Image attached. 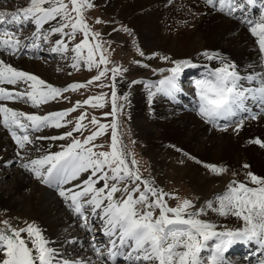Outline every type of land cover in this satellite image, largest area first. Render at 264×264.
<instances>
[{
	"label": "snow or ice",
	"instance_id": "obj_1",
	"mask_svg": "<svg viewBox=\"0 0 264 264\" xmlns=\"http://www.w3.org/2000/svg\"><path fill=\"white\" fill-rule=\"evenodd\" d=\"M205 5L246 25L260 54L259 70L242 72L219 51L205 49L197 53L208 62H218V66L206 65L204 74L194 81L199 114L222 130L231 127L239 132L247 122L264 119V0H205ZM92 7V0H29L23 7L0 11V50L19 55L51 43L52 53L66 55L71 51L73 68L84 66L97 72L84 82L57 87L0 59V101H25L39 106L66 99L62 93L86 88L93 82H99L97 87L110 88V97L101 92L76 101L71 108L44 114L0 103V124L17 145L16 157L21 167L41 184L55 188L80 227L86 230L88 249L94 258L72 256L62 247L52 246L53 242L34 221L15 227L5 219L0 221V264H228L225 253L237 242L253 244L257 252L264 253V175L248 170L247 164L242 166L243 179L233 172L225 189L213 193L199 207L191 199L165 192L150 177L140 174L137 160L118 132V114L124 108L118 101H126L128 94L119 97L117 84L118 77L123 78L127 69L118 64L109 67L112 62L106 55L101 33L89 25L85 16V11ZM96 22L106 23L99 17ZM29 24L35 30L21 39L22 29ZM123 30L129 31L126 27ZM78 33L82 38L74 42ZM53 34L59 35L54 42L50 39ZM137 51L144 55L139 48ZM151 56L170 62V67L152 70L167 74L157 80H132L131 84H144L149 103L161 94L175 99L182 91L179 76L185 68L196 66L194 60H172L155 52ZM105 79L108 84L103 83ZM3 85L21 87L17 90ZM108 99L111 111L102 115L111 117L110 123H102L93 115L89 123L94 128L87 135H83L87 109L74 122L66 119L81 104L102 109ZM65 125L70 126L68 131L50 137L52 141H65L59 150L25 159L27 146L34 139H45L32 138L31 131L45 127L60 129ZM109 129L110 144L107 150H101L104 145L95 141ZM74 132L78 134L75 137ZM249 143L264 147V138L256 137ZM4 163L10 165L13 161ZM205 167L214 174L227 172L224 165L212 163ZM166 197H174L175 206ZM209 212L218 217H234L239 223L235 227L220 225L208 218ZM84 242L74 237L64 243ZM258 264H264V259Z\"/></svg>",
	"mask_w": 264,
	"mask_h": 264
},
{
	"label": "bare ground",
	"instance_id": "obj_2",
	"mask_svg": "<svg viewBox=\"0 0 264 264\" xmlns=\"http://www.w3.org/2000/svg\"><path fill=\"white\" fill-rule=\"evenodd\" d=\"M102 1L105 2L104 12L129 25L136 42L145 53L161 49L169 51L178 59L192 58L196 66L202 68L204 74L206 65L214 67L218 66V62H208L198 57L197 53L205 49L216 50L230 61L235 62L239 71L243 72L253 68L259 70L260 54L255 38L250 34L247 26L234 17L230 18L206 6L205 0ZM9 6L1 2L0 11L15 10L13 6ZM29 26L30 24L22 29L21 39L30 36L35 30L33 25ZM58 38V34H53L50 39L54 42ZM51 46L52 44L47 46L49 49L47 54L52 53ZM41 52L44 53L42 47L31 50L30 55L19 59L17 55H10L0 50V59L53 84L54 82L51 81L56 79V74L53 68H49V66L52 67L53 61H49L47 57L36 60L35 57H39ZM53 54L57 55L59 60L63 59L61 64L65 62L64 59L69 52L66 55ZM30 57H33L32 60L29 59ZM189 68L191 67L181 72L179 80ZM166 74L163 73V75ZM202 75H198L196 79ZM179 85L182 91L175 99L161 94L153 97L152 102L149 103L144 86L136 84L130 87L128 81H119V87L129 91V107L134 127L138 137L146 143L148 150H145L153 161L154 170H157L152 180L162 181L165 174L161 172H166L172 166L173 173L177 177L189 179L188 182L201 190L211 181L221 185L224 181L230 180L234 170L244 174L245 170L242 167L244 164H247L248 170L255 174L264 175V147L249 143L256 137L264 138V119L247 122L239 132H234L231 127L228 130H222L207 122L199 114L195 104L194 83L190 84L189 88L181 85L180 81ZM3 86L16 87L17 90L21 87L19 85ZM49 102L33 106L25 101H0L17 110L39 114L46 113L42 112L44 108L49 109L48 111L59 110V107L54 104L50 105L52 103L48 104ZM60 133H62L61 128L54 127L31 131L29 134L32 138L44 137L45 139H34V143L28 145V150L23 153L25 159L43 154L48 150L57 151L56 148L61 143L59 139L52 141L50 137L58 136ZM172 144L178 146L182 152L181 155L171 149ZM37 149L40 151L37 152ZM16 152L17 145L11 133L0 124V207L16 219L26 216L31 218L42 228L45 236L53 242L52 246H60L72 256L94 258L93 252L88 249V233L80 227V222L74 213L67 207L55 188L41 184L32 173L21 167V161L16 157ZM171 156L178 158L182 164H175ZM8 160L13 163L6 165L4 161ZM212 163L226 166L227 172L210 175L211 179L204 178L202 172L205 173L208 170L205 165ZM208 218L229 227H235L239 223L234 217L223 218L216 215L213 217L208 213ZM74 237L78 241L85 242L83 245L64 243L71 241ZM238 245L237 243L232 245L226 253L238 248ZM250 246L252 252L256 251L255 245ZM262 255L263 253L259 254L260 260L264 259ZM225 258L228 264H258L259 262V260L249 261L243 254H237L235 260H229L227 256Z\"/></svg>",
	"mask_w": 264,
	"mask_h": 264
},
{
	"label": "rangeland",
	"instance_id": "obj_3",
	"mask_svg": "<svg viewBox=\"0 0 264 264\" xmlns=\"http://www.w3.org/2000/svg\"><path fill=\"white\" fill-rule=\"evenodd\" d=\"M7 3V5H10L9 7H12L13 9L18 8L19 6H25L29 0H0V3ZM67 2V0H65ZM94 7L87 9L85 11L86 19L91 25V27L99 31L101 33L102 39L104 41V48L107 49L106 55L108 56L109 60L112 62L109 67L113 65H121L124 68L127 69V71L123 74V78L118 77V84H117V94L119 97H122L125 93H129V91L121 89L119 87V81L125 80L128 81L130 87L135 86L136 84H131L132 80H148L158 79L161 75L160 73H153V69L155 68H167L170 67L169 61H162L157 57L151 56V53L155 52L161 55H167L172 60L178 59L177 56L173 55L172 53H169V51L164 50H152L150 52L145 53L144 50L138 45L136 42V39L134 37V33L132 32V29L129 27V25L124 22L121 19L116 18L115 16L108 14L104 12V5L105 2L102 0H92ZM26 3V4H25ZM25 4V5H23ZM99 17L101 21L106 23H97L96 18ZM59 19V18H57ZM30 26H32L30 24ZM29 26V27H30ZM126 27L129 31H124L123 28ZM23 32V30H22ZM115 34V35H114ZM82 38V34H77L75 41L78 42ZM116 38V39H115ZM52 41V40H51ZM53 42V41H52ZM27 43V42H26ZM73 42H69V49H71V44ZM51 45V43H44L42 46V50L39 57H35L36 60H40L44 57H47L49 61H53L51 66L49 68H53V71L56 74V79H54L53 84L57 87H66L69 83L73 82H84L86 80H89L91 76L96 75V69L93 68L92 70H89L87 67L80 66L79 68H73L72 60H71V51L69 50V54L65 57V62H60L63 60H59L57 55H54L53 53H48L49 51L48 47ZM137 48L140 49V51L144 52V55L141 56L139 52L137 51ZM31 50H26L25 52L17 55L19 59H23L25 55H30ZM23 57V58H22ZM33 57H30L29 59L32 60ZM33 59V60H35ZM141 61L140 64L135 63V61ZM147 64L149 67L145 68L143 65ZM196 67H191L186 74H184L183 78L180 81L181 85H185V88H189L190 84H193L191 80V72L192 70H195ZM199 68V67H198ZM99 82H93L91 85H88L86 88H81L78 90H69L65 93H62V97H66V99H57L55 102L50 101L48 104L55 105L59 107L60 109L65 108H71L76 103V101H83L84 99H87L89 96H97L101 92L107 94L110 97V88L109 87H97L96 84ZM104 84H108L109 81L105 79L103 81ZM142 86H144L143 83H137ZM189 85V86H188ZM130 89V88H129ZM129 94L127 95V100L123 101L120 100L118 103H123L124 108L121 113L118 114V132L121 134V139L123 141V144L128 148V150L134 155V158L137 160L136 167L139 168L140 174L143 177H150L153 179L156 175V171L153 167V161L151 160V157L149 154H147V146L146 143L143 142L142 138L138 137L137 130L134 127L133 119L130 114V99ZM87 109V112L85 113L86 119L83 121L85 124V131L83 132V135H87L90 130H93L94 126L90 125L89 121L91 120L92 116H96L98 120H100L102 123H110L111 117H105L102 115L103 112H109L111 111V102L110 99H108L105 103V106L102 109L99 108H93L91 104L89 105H83L81 104L80 107H77L74 111L69 113L68 117L66 119H70L73 122L75 119L80 116L81 112ZM49 109L44 108L42 111L47 112ZM41 112V113H42ZM70 129L69 125H65L61 128L62 132L68 131ZM77 133H73V136H77ZM110 129L104 133L102 137H97L95 143L98 145H104V148L101 150H107L108 145L110 144ZM82 138V137H81ZM61 144L65 143L63 140H59ZM36 144V143H35ZM60 144V145H61ZM171 149L175 151L177 154H182L180 149L177 145L172 144ZM146 149V150H145ZM56 150H59V146L56 148ZM164 158L166 156H163ZM131 158V157H130ZM169 160V158H167ZM171 160L175 164H182V162L173 156H171ZM172 170V171H171ZM174 168L173 166L168 168L166 172H161L163 175L165 174V177L161 180L156 179L155 185L159 188L163 189L167 193H175L178 195L181 199L188 198L193 201V204L196 207H199L203 201L207 198H211L213 193H218L220 190L225 189L227 186L228 181H224L221 185L217 184L216 182H210L204 189L201 190L199 187H194L190 182H188L189 179L187 178H179L177 177L173 172ZM205 172V171H204ZM237 173L235 170L233 171ZM168 173V174H167ZM204 174V178L211 179L212 175H217L212 173L209 169L206 170ZM211 175V176H210ZM244 174L242 172L237 173V177L239 179H242ZM232 179V177H231ZM220 190L218 191V189ZM168 199V202L171 206H175L177 203L176 199L174 197H166ZM209 214L213 217H215L214 213L209 212ZM7 219L13 226L15 227H23L24 223L27 222H33V220L29 217H19L16 219L14 216H10L7 212V210L0 207V221H4ZM35 222V221H34ZM37 224V223H36ZM98 228V225H97ZM236 255V254H235ZM235 255L229 256V260H235ZM234 258V259H233ZM228 259V256H227Z\"/></svg>",
	"mask_w": 264,
	"mask_h": 264
}]
</instances>
